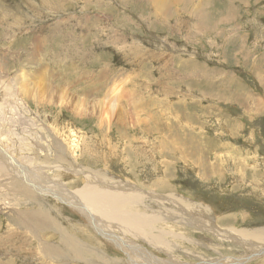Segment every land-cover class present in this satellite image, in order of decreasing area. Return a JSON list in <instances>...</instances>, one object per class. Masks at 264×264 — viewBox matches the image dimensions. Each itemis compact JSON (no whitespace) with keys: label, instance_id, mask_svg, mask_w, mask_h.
<instances>
[{"label":"rangeland","instance_id":"1","mask_svg":"<svg viewBox=\"0 0 264 264\" xmlns=\"http://www.w3.org/2000/svg\"><path fill=\"white\" fill-rule=\"evenodd\" d=\"M6 75L21 76L13 82L15 89L44 87L38 100L47 99L41 105L26 99L32 114L8 111V123L0 126L11 130L13 143L28 145L23 151L32 148L27 140L51 141L46 146L51 158L62 154L73 170L82 167L114 182L135 183L152 197L174 196L189 215L202 216L194 209L209 211L215 217L209 220L226 232L261 234L264 0H0V87L6 88L0 97L9 99L12 84L7 83L12 82L5 81ZM77 98L90 105L73 110ZM112 103L111 123L100 128V114L96 109L91 114V105L110 110ZM34 114L37 121L31 119ZM70 129L83 134L76 158L65 144ZM54 171L49 177L59 175L70 191L85 181L67 169ZM2 184L0 264H48L40 239L50 244L52 236L57 244L59 237L49 230L39 237L18 227L14 210L19 205L29 214L40 208L33 202L23 205L11 186ZM37 197L45 202L43 210L81 243L102 246L105 255L122 261L119 250L97 242L100 234L74 206L45 193ZM6 204L11 209H4ZM147 205L160 210L157 202ZM186 217L167 228L175 233L168 239L171 250L185 264L241 259L264 247V240L248 237L243 238L251 247L220 240L186 225ZM198 254L203 261H197ZM58 258L56 264L85 262ZM244 264H264V256Z\"/></svg>","mask_w":264,"mask_h":264},{"label":"bare ground","instance_id":"2","mask_svg":"<svg viewBox=\"0 0 264 264\" xmlns=\"http://www.w3.org/2000/svg\"><path fill=\"white\" fill-rule=\"evenodd\" d=\"M47 3L49 4L50 2L47 1ZM162 7L168 8L164 5H162ZM35 54L37 53H32V56L35 57ZM7 77V75L4 76L5 81L12 82L7 83L12 84L11 89L9 90L11 94L9 99L0 97V123L3 121L0 126H6L4 125V121H9V118L7 117L8 111H12L14 116L19 113V115L25 114L26 110L32 114V111L28 109L25 102L26 99H33L38 105L44 103L42 101H47L46 98H42V101L38 100L40 97L44 96V87L18 86V88L15 89V84L21 79V76L14 79ZM46 82L49 83L48 81ZM5 89L6 88L0 87L1 92ZM60 97V99H62L63 94H60ZM83 103L90 105L88 99H73V110L76 111L77 108L84 107ZM91 107V114L94 109L98 110L100 114L98 115L100 120L98 125L100 128H102L101 123L110 125L111 119L115 114L113 103L109 106L111 107L110 110L103 108V106L102 108L104 110L101 107L96 108L93 105H91ZM90 113H88V115ZM34 116L35 117L31 119L37 121V116L35 114ZM16 120H18L17 117L15 121ZM10 131L11 130L9 129H6L5 132L0 130V181L4 180V184H2L3 186H7V183L11 186L15 195L24 201L23 205L28 202H33L38 208H40L29 214L20 209L21 205H19V207L14 210V222L18 227L29 229L34 235L38 236L39 234L37 233L49 230L53 231V236L57 239L59 237L60 241L57 244H55V240H53L52 236L50 244L42 238L40 239L42 257L45 261H49L48 264H56L59 256H61V259L64 256L68 261L72 260V262L75 263L81 262L82 259H84V264H112L114 262H116L115 264H185L176 259V250L173 249L175 250L174 252L171 250V247L174 244L168 239L173 237L175 233L171 229L167 231L168 223L172 220H178L177 217L182 215H187L186 219L188 223H185L186 225L212 233L220 240L226 241L229 239L245 247H251L253 244L243 237L261 241L264 240V229L261 230V234L254 236L233 229H231L230 232H226L224 231L225 228L221 229L222 227L220 228L219 224L212 222L213 220H209L212 218L209 211H206L209 212L206 213L202 211L204 209H201L200 212H197L196 209H194L195 213L201 214L202 216L197 217L189 215L186 207L183 204L176 202L174 196L160 195V197H152V193L140 188V186L135 183L114 182L104 178L96 172L85 168L81 169L82 167L73 170L70 167L71 165L64 160L62 154L59 153L56 159L51 158V153L49 154V150L46 147L47 145L48 147H50L49 145H52L51 141H48L46 145H38L37 141L34 143V141L27 140V144L32 148H28L29 151H23V149H25L24 147H28V145L26 146L21 144L22 142L18 143L17 141L16 144L13 143L15 137L11 138L12 135L11 137L8 136ZM69 132L71 135L68 140H65V144L69 148L68 151L70 150V156L76 158L80 143L83 140V134L74 132L71 129ZM55 140L60 142L58 137H55ZM42 143L44 144L43 141ZM56 146H58V144H56ZM32 155H34L35 159L30 160L28 157ZM75 161L78 162L77 160ZM58 168L65 169V171L66 169L67 171H71L66 173H71L72 176H83L85 181H83L82 187L75 191H70L66 189L64 182L60 180L59 175L49 177V174L51 172L53 174L56 173L54 169ZM76 170L79 171L76 172ZM155 181V184H157L158 179ZM38 193H45L47 196L53 197L55 201L60 203L63 201V204H70L79 210L80 215L85 216L90 224L95 227L96 233L100 234V236H98L99 241L97 242L101 245L108 246L110 249L115 247L119 250L118 254L121 253L124 256V258L121 256L122 261L121 259H118V261L116 259H111L109 256L105 255L101 249V245V247H93L81 243V241L69 233L67 229L63 228V226L61 227L60 222L59 225L57 220L50 216L48 211L43 210L45 202L37 197ZM149 201L157 202L160 210L150 209L147 205ZM3 207L6 210L11 209L8 204ZM3 207L1 208L3 209ZM173 207H176L175 212ZM213 218L215 217L213 216ZM67 219L66 221H69ZM152 249H155L157 252L161 253V255L152 251ZM251 251V256L243 257L241 259L220 257L218 260L214 259L212 262L209 260L202 262V264H244L245 260L248 258L264 256V247H262V250L260 251L252 249ZM90 255L93 256L91 259H94L95 256L97 258L91 260ZM196 258H198V262L203 261L201 256L200 258L196 256Z\"/></svg>","mask_w":264,"mask_h":264}]
</instances>
